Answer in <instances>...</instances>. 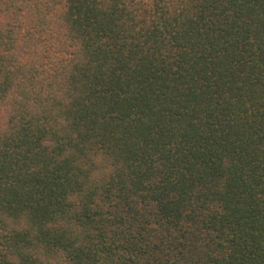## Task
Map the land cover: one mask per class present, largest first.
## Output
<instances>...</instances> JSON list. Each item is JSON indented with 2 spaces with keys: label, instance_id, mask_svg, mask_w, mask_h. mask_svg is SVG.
Returning a JSON list of instances; mask_svg holds the SVG:
<instances>
[{
  "label": "trees",
  "instance_id": "obj_1",
  "mask_svg": "<svg viewBox=\"0 0 264 264\" xmlns=\"http://www.w3.org/2000/svg\"><path fill=\"white\" fill-rule=\"evenodd\" d=\"M0 264H264V0H0Z\"/></svg>",
  "mask_w": 264,
  "mask_h": 264
}]
</instances>
